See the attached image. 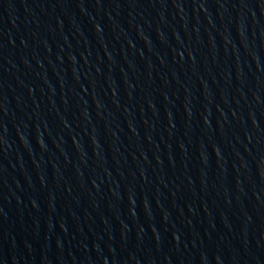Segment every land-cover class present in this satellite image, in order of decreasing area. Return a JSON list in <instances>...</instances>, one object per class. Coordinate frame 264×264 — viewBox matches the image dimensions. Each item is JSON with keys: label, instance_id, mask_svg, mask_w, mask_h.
Returning a JSON list of instances; mask_svg holds the SVG:
<instances>
[{"label": "water", "instance_id": "1", "mask_svg": "<svg viewBox=\"0 0 264 264\" xmlns=\"http://www.w3.org/2000/svg\"><path fill=\"white\" fill-rule=\"evenodd\" d=\"M0 264H264V0H0Z\"/></svg>", "mask_w": 264, "mask_h": 264}]
</instances>
